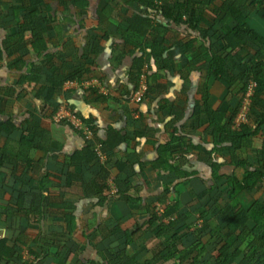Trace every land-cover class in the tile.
<instances>
[{
	"label": "crops",
	"instance_id": "obj_1",
	"mask_svg": "<svg viewBox=\"0 0 264 264\" xmlns=\"http://www.w3.org/2000/svg\"><path fill=\"white\" fill-rule=\"evenodd\" d=\"M72 1L42 0V5L25 8L20 0H0V149L7 147L16 157L31 159L37 171L32 173L12 157L10 164L1 168L6 184L0 186V211L8 210V215L0 214V239L12 248V254L0 264H113L110 254L123 248L125 241L120 232L136 221L144 222L148 209L159 202L165 205L177 195L179 219L192 218L188 226L202 223L201 206H210L209 199L217 202V185L224 184L223 178L213 180L211 162L219 164L220 175L233 173L240 178L243 174L242 169L227 164L226 152L213 151L215 143L205 131V115L194 116L193 112L194 106L201 104L197 91L204 81L212 107L226 110L222 82L206 79L203 71H193L184 78L178 74L187 57L182 44L198 33L157 18L163 27L178 33L177 43L164 54L169 58L168 68L160 71L158 80H151L158 70L154 59L148 62L149 70L143 66L142 72L147 71L148 76L139 86L143 81L146 90L142 99L134 102L129 70L141 50L149 49L144 39L127 30L126 21L138 15L142 7L117 0V9L106 23L98 13L109 0H87L85 8L72 5ZM213 9L209 5L204 12L207 22L214 20ZM32 10L36 13L28 26L36 32V39L20 26ZM256 14L248 15L249 23H256ZM207 32L216 39L220 27L213 24ZM76 69L87 70V74L81 81L67 79ZM59 108L90 118L103 140L108 130L125 140L115 146L108 142L101 145L103 162L90 159L89 152L84 151L87 140L81 133L66 121L54 120V110ZM6 121L12 129L4 124ZM169 137L173 141L170 150L179 151L178 156L172 154L159 165L158 150ZM22 138L31 140L35 149L21 145ZM261 141L257 134L251 149L244 153L250 164ZM180 143L184 151L177 150ZM43 176L48 193L43 194L46 201H41L42 197L37 201L42 212H34L36 207L28 214L18 212V193L26 194L20 205L27 210L37 180ZM102 183L106 187L101 190ZM165 183L174 186L166 199L161 195ZM118 187L137 198V203L131 204L126 195L117 194ZM207 187H212L209 196L199 201L193 198ZM241 194L250 196L241 192L238 198ZM253 194L254 200L263 198L264 185ZM65 214L73 221L64 219ZM67 223H72L71 231ZM147 236L150 234L140 240L146 246L136 257L140 263L150 259L148 250L154 244ZM46 243L50 247L47 253L39 251ZM136 248L132 242L123 256H131ZM33 250L40 254L38 259L30 252Z\"/></svg>",
	"mask_w": 264,
	"mask_h": 264
},
{
	"label": "trees",
	"instance_id": "obj_2",
	"mask_svg": "<svg viewBox=\"0 0 264 264\" xmlns=\"http://www.w3.org/2000/svg\"><path fill=\"white\" fill-rule=\"evenodd\" d=\"M132 2H136L142 7V10L134 18L127 19V30L144 39L149 49L148 51L142 49L141 55L133 59L129 70V80L133 86L132 93L134 94L138 90L142 75L148 76L147 71L142 72V68L146 65L147 69H150L148 63L150 58L155 60L158 67L156 74L151 76V80L156 81L160 78V71H165L168 68L169 58H164V54L177 43L178 33L168 27H163L157 21L158 17L168 20L175 27L184 26L187 30L197 32L198 35L182 44V49L187 57L182 61L178 74L184 78L193 71H203L206 79L215 78L222 82L225 89L222 100L227 105L226 110L220 111L218 108L212 107L209 102L211 94L207 82L204 81L197 91L201 104L195 105L193 112L194 116H199L201 113L205 115L207 121L205 131L215 143L213 151L226 152L229 156L227 164L231 165L233 169H242L243 174L240 178L233 173L220 175L218 173L219 164L211 162L213 180L224 179L225 202L224 205L214 202L208 207L201 206L203 210L200 212L199 218L203 223L201 224V226L203 225L202 231L200 226H196L194 223L184 228H177L180 204L176 195L173 200L163 204L161 210L150 207L144 222L136 221L131 228L122 230L120 235L125 240L123 248L120 247L110 254L112 258L109 261L113 264H264V202L259 199L254 200L248 208H244L238 203V195L241 192L252 195L264 185V0H127L128 4ZM20 3L25 8L43 4L42 0H20ZM71 3L81 8L88 5L87 0H73ZM117 3V0H109L98 13L99 18H103V21L107 23L113 11L117 9ZM209 5L214 7L215 15L211 23L207 22L204 17V12ZM253 11L257 13V21L249 23L247 17ZM35 13L34 10L30 11L27 20L20 25L21 28L29 29L28 31L34 39L37 37L36 32L31 31L28 25L32 24L29 21L33 19ZM218 15L221 16L218 18ZM47 20L49 19L43 21ZM213 24L220 27V35L216 39L214 35L207 32V29L211 30ZM205 39L208 40V45H206ZM198 40L199 44L196 43ZM85 74H87V70L76 69L71 71L66 78L81 81ZM250 81L255 83V88L249 98L250 105L246 122L235 125L234 120ZM233 100L234 104H232ZM54 111L53 114L57 110ZM69 112L79 118L82 124L92 132L93 142L87 141L84 149L89 152L90 159L95 157L93 151L95 142L101 143L103 146L108 142L115 146L125 140L111 130L105 133L106 139L103 140L98 137L95 125L90 118L85 119L73 110ZM4 124L13 128L9 121ZM27 131L30 133V130ZM257 134L262 136L261 146L255 150L257 156L254 163L250 164L244 153L251 149L252 139ZM20 142L21 145L30 146V149L36 147L32 146L31 140L28 141V139L22 138ZM172 142V137H169V142L160 146L158 150L159 165L166 162L168 156L179 153V151L172 153L170 150ZM177 150L184 151L181 143ZM179 155L182 156V154ZM16 156V154L10 153L7 147L0 149V186L6 184L5 173L1 171V168L10 164L11 157L17 162L20 160V165L32 173L37 172L35 170L36 163H32L31 159H21ZM46 176L38 178V187L35 190L32 205L27 210L20 205L26 194L22 191L18 193L15 204L18 212L28 214L30 209L32 212L35 207L34 212H42L37 208V201L40 200V197H42L41 201H46V197L43 196L48 193L45 183ZM13 179L17 181L20 178L13 177ZM100 180L103 181L102 178ZM105 187L106 184L102 183L101 190ZM211 191L212 187H207L205 192L193 195V198L199 201L204 196H209ZM172 192H174L173 184L165 183L162 188V197L166 199L167 195ZM116 193L126 195L119 187ZM125 197L131 204L137 203L135 200L137 198L129 195ZM7 212L8 210L0 211V214L6 216ZM213 214L215 217L210 218ZM64 217L67 221H73L70 214H65ZM71 228L72 223L69 225L67 223L68 231H71ZM148 233L150 236L147 237L154 241L148 250L150 259H145L140 263L136 257L141 250L146 249L145 243L140 240ZM186 237L192 240L189 244L185 243ZM132 242H136L135 252L131 256H123L126 249L131 247ZM208 246L211 247L210 251ZM39 248V251L47 253L50 248L49 243ZM30 252L34 258H39L40 254L37 251ZM10 254H12V248H7L4 239H0V261ZM99 255L103 261L106 260L102 253L99 252ZM88 264H99V262L91 261Z\"/></svg>",
	"mask_w": 264,
	"mask_h": 264
},
{
	"label": "built area",
	"instance_id": "obj_3",
	"mask_svg": "<svg viewBox=\"0 0 264 264\" xmlns=\"http://www.w3.org/2000/svg\"><path fill=\"white\" fill-rule=\"evenodd\" d=\"M141 79H144V76L142 75ZM255 88V83L253 81H250L249 87L247 92L244 95V99L242 101L241 107L239 109V112L234 120L235 125L246 122L247 113L249 110L250 105V96L252 95L253 89ZM146 90V84L141 82V85L139 86L137 92L133 95V101L138 102L142 97L144 96V92ZM54 120L57 122L66 121L70 123L72 128L75 130L80 131L88 140H91L92 138V132L91 130L82 124L79 118H77L75 115L71 114L69 111H67L64 108L58 109V111L54 114ZM94 150L96 152V155L99 160L103 159V155L101 152V144L96 143Z\"/></svg>",
	"mask_w": 264,
	"mask_h": 264
},
{
	"label": "rangeland",
	"instance_id": "obj_4",
	"mask_svg": "<svg viewBox=\"0 0 264 264\" xmlns=\"http://www.w3.org/2000/svg\"><path fill=\"white\" fill-rule=\"evenodd\" d=\"M135 102V101H134ZM101 162H103V159L102 160H100ZM215 185H216V183H215ZM225 190H226V186H225V184H221V183H218V185H217V190H216V193H215V195H214V197H217V203L218 204H220V205H222V203H223V201H224V193H225ZM261 191V190H260ZM221 193V199L220 198H218V195ZM253 200H254V194H252V195H246V194H241L240 195V197L238 198V203L241 205V206H243L244 208H247V207H249L251 204H252V202H253ZM259 200H261L262 202H264V196H263V198H259ZM214 203V201H213V199H209L208 201H207V204H209V205H211V204H213ZM155 207H156V209L157 210H161L162 208H163V204H161L160 202L159 203H157V204H155ZM212 217H210V218H214L215 217V215L213 214V215H211ZM194 217H196V216H194ZM192 218H189V221L191 220ZM188 219H178L177 220V228H184V227H186V226H188V224H190L189 223V221H187ZM201 224H203V223H200V222H198V225L200 226V229H201V231H202V229H203V225L201 226ZM205 227V226H204ZM192 229V228H191ZM203 232H206V230L204 231L203 230ZM188 239V241H185V243L187 244H189L192 240L190 239V238H187ZM208 250L210 251L211 250V247L210 246H208ZM210 253H212V252H210Z\"/></svg>",
	"mask_w": 264,
	"mask_h": 264
},
{
	"label": "clouds",
	"instance_id": "obj_5",
	"mask_svg": "<svg viewBox=\"0 0 264 264\" xmlns=\"http://www.w3.org/2000/svg\"><path fill=\"white\" fill-rule=\"evenodd\" d=\"M59 109H60V108H59ZM64 109H65V108H64ZM57 111H58V110H57ZM57 111H56V112H57ZM73 129H74V128H73ZM77 131H78V130H77ZM78 132H80V131H78ZM80 133H81V132H80ZM81 135H82L83 138H85V140H87L88 142H93V136H92L91 140H88V139H86V137H85L82 133H81ZM96 143H98V142H95V143H94V145H93V151H94V153H95V158L98 159V157H97V155H96V152H95V150H94V147H95V144H96ZM99 144H101V143H99ZM98 160H99V159H98ZM99 161H100V160H99Z\"/></svg>",
	"mask_w": 264,
	"mask_h": 264
}]
</instances>
